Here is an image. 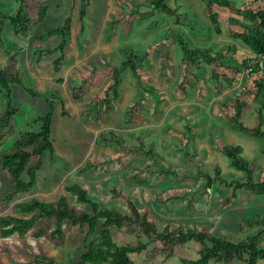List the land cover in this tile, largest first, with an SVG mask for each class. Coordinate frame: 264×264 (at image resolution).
<instances>
[{"label": "rangeland", "instance_id": "rangeland-1", "mask_svg": "<svg viewBox=\"0 0 264 264\" xmlns=\"http://www.w3.org/2000/svg\"><path fill=\"white\" fill-rule=\"evenodd\" d=\"M49 1L27 2L28 33L24 23L15 31L8 19L0 18V70L4 79L21 82L9 84L10 100L0 85V118L9 103L15 109L2 133L0 153L21 135L39 131L37 119L47 113L52 114L54 145L53 155L46 152L40 158L35 188L10 202L4 200L9 179L0 169V217L26 218L20 203H55L61 197L78 213L91 214V207L68 191L76 185L101 210L128 215L133 204L159 232L206 230L233 243L254 238L262 227L246 221L264 216V195L238 186L248 182L246 172L222 152L224 147H241L253 181H264V141L233 128L236 123L255 127L260 109L240 95L257 75L240 73L250 55L232 38L243 31L229 23L238 15L213 5V21L201 0H167L173 16L155 10L153 0ZM236 1L240 9L264 4ZM5 2L0 1V9L7 7ZM1 12L0 17L16 15L12 9ZM67 19L62 54V35L51 37L47 31L61 28ZM183 43L210 52L213 60L206 64L204 52L199 65H190L182 57ZM128 51L135 56V74L129 67L118 75ZM59 57L63 59L56 67ZM116 78L120 82L114 86ZM236 104L238 122L233 118ZM262 115L264 119V111ZM37 161L33 157L29 166ZM198 170L212 177L204 191H198L205 182L197 177ZM36 223L24 235L0 238V264H77L98 237L88 235L86 225L65 221L58 244L50 236L55 221ZM108 231L117 245L148 241L135 226H110ZM201 249L200 243L190 241L175 246L166 258L162 243L151 242L130 259L133 264H182L198 259Z\"/></svg>", "mask_w": 264, "mask_h": 264}, {"label": "trees", "instance_id": "trees-1", "mask_svg": "<svg viewBox=\"0 0 264 264\" xmlns=\"http://www.w3.org/2000/svg\"><path fill=\"white\" fill-rule=\"evenodd\" d=\"M20 1V7L14 17L12 15H2L3 18H0L8 19L10 24L16 29L15 31H18L20 27L19 22H21V24L24 23L23 31L27 30L28 33L31 27L25 26V24L29 23V19H26L24 11L26 3L24 0ZM201 1L206 4L205 12L213 21H215L217 16L216 12L212 9L213 5L227 9L232 15H238V18L231 17L229 23L235 27H240L243 31L234 33L232 38L237 39L246 50L247 54L250 55V59L243 63V68L240 69V73L242 75L244 71H248L249 75L246 77L249 78L252 75H257V78L253 79V81H249L248 85L244 86L240 95L243 94L245 98L257 103L260 109L257 115L258 123L255 127L247 128L242 124L239 125V123H236L233 124V128L264 141V131L261 130V125L264 120L262 115V111H264V5L260 3L257 5L254 4L253 8L246 7V9H240L236 6V0ZM152 4L154 6L153 8L159 12L171 16L175 14L170 8L167 0H153ZM45 10V7L42 8V11L40 10V16H44ZM80 14L81 16H85L83 10ZM40 19H43V17ZM68 28L69 19L65 21V24L61 28H53L47 31L51 37L62 35V41L58 45V50L62 54L66 44L65 39H67L69 34ZM46 38L47 36L45 39ZM182 50L183 59L187 60L190 65H199V59L204 56V52H207L206 64L211 63L213 60V58L207 55L210 52L191 47L187 43H183ZM52 52L53 51H50L48 53L52 54ZM125 53L126 52H124V55ZM128 54H130V56L126 55L125 61L121 64V69L116 71L118 75L129 67L135 74L136 68L132 59L135 58V56L131 51H128ZM62 59L63 57H59L55 61L56 67ZM1 71L2 70H0V85L2 89L6 91V97L10 100L11 91L9 84L11 83L13 85L16 83L21 85V82L16 80V77H7L4 79ZM258 72H260V74H258ZM119 82V79H117L114 86ZM228 83H230V81H228ZM25 92L34 95V92L28 88H25ZM239 106L240 105H237V111L233 117L236 122L241 118ZM14 112L15 109H13L11 103H9L3 117L0 118V141L3 138L2 133L4 129L9 126V119L13 116ZM51 119V113L39 117L37 119L40 123L39 131L27 132L21 135L14 141L15 144H13L9 150L0 153V169L9 179V188L4 195V200L6 202H10L18 195L31 192L37 184L36 172L41 165L40 158L46 152L53 155L54 145L51 142ZM222 152L237 170L246 172L248 182L239 183L238 186L241 188L248 187L254 191L256 195H264V181H253L251 178V170L247 168L249 163H246L240 156L241 147H224ZM33 157H37L38 161L35 165L29 166ZM25 175L28 178L27 180L23 179ZM215 180L216 179H213V182H215ZM219 180L221 181V179ZM68 191L75 194L79 202L88 204L92 209V213H78L76 210L71 209L66 197L59 198L55 203H45L38 199H32L30 202H23L18 205L20 212L22 214H28L29 217L20 218L10 215L0 217V238L2 236L8 237L15 233L24 235L29 230L33 229L38 220L45 218L55 221L56 228L50 233V236H54L58 244L63 241L61 226L65 221L71 223L73 226L82 227L86 225L88 227V235H98L95 242H91L88 245L87 251L81 255V260L77 264H133L130 255L142 253L151 242L162 243L163 249L165 250V257L170 258L175 246L184 245L190 241L201 244L202 249L200 250L199 258L196 260H183L182 264H208L212 260L218 264H235L238 262L241 264H257L259 261H264V216H262V218L248 219L246 221L248 226L257 225L262 227V230L254 238L233 243L224 238L211 235L206 230H202L201 232L181 231L178 234L170 231L159 232L156 226L149 222L144 214L140 215L136 207L131 203H129L130 213L128 215H121L109 210L99 209L95 203L87 199L86 191L76 185L69 188ZM102 219H104V222L101 224L100 228H98L99 222ZM122 225H126L128 228L132 226L137 227L141 235L148 241L145 243L138 242L137 244L117 245L112 240L108 230L110 226L118 227ZM97 228L99 230H97ZM39 235L40 233H36V236Z\"/></svg>", "mask_w": 264, "mask_h": 264}, {"label": "crops", "instance_id": "crops-1", "mask_svg": "<svg viewBox=\"0 0 264 264\" xmlns=\"http://www.w3.org/2000/svg\"><path fill=\"white\" fill-rule=\"evenodd\" d=\"M0 1H6L5 3L7 4V7L4 8V9H0V13H2L1 11H9V9H12L13 10V13L19 9L20 7V4H21V1L20 0H0ZM25 3L27 4V2H30L31 0H24ZM53 0L49 1V2H52ZM61 1V0H60ZM257 1V0H254V2ZM258 2V1H257ZM261 3V2H260ZM25 4V5H26ZM263 4V3H262ZM264 5V4H263ZM11 7V8H10ZM6 9V10H5ZM25 11V9H24ZM7 15H10V13H5ZM12 15V14H11ZM10 15V16H11ZM25 15H26V12H25ZM26 19H27V16H25ZM24 18V17H23ZM25 19V18H24ZM49 37H47L46 39H48ZM44 39V40H46ZM42 41V40H41ZM249 55V54H248ZM36 71H33V74H35Z\"/></svg>", "mask_w": 264, "mask_h": 264}, {"label": "water", "instance_id": "water-1", "mask_svg": "<svg viewBox=\"0 0 264 264\" xmlns=\"http://www.w3.org/2000/svg\"><path fill=\"white\" fill-rule=\"evenodd\" d=\"M196 175H197V177H202L203 179H205V182L201 185V187L198 189V191H204L207 188L211 187L212 177L210 175L203 173L200 170H198Z\"/></svg>", "mask_w": 264, "mask_h": 264}]
</instances>
